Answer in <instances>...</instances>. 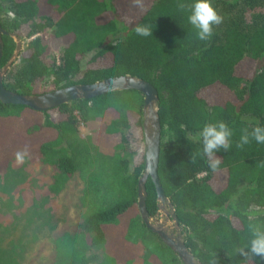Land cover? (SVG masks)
I'll return each mask as SVG.
<instances>
[{"label":"trees","instance_id":"trees-1","mask_svg":"<svg viewBox=\"0 0 264 264\" xmlns=\"http://www.w3.org/2000/svg\"><path fill=\"white\" fill-rule=\"evenodd\" d=\"M193 2L143 0L141 9L132 0H0V25L22 43L2 84L41 94L122 74L151 83L160 122L157 175L185 246L203 264L213 258L259 264L236 249L248 244L249 224L264 228V144L236 143L242 129L264 126V0H211L223 23L213 26L210 41L197 39L189 11L178 8ZM138 24H147L152 36L136 35ZM13 48V39L2 35L0 66ZM141 107L142 94L132 89L45 110L0 102V174L27 145L28 162L53 167L48 194L74 177L80 184V220L74 230L48 236L49 264H182L139 216ZM218 121L231 128L232 147L216 152L221 163L212 171L199 155L197 134ZM145 192L153 217L149 177ZM26 217L31 233L26 240L2 239L0 264H21L43 232L33 215Z\"/></svg>","mask_w":264,"mask_h":264},{"label":"water","instance_id":"water-1","mask_svg":"<svg viewBox=\"0 0 264 264\" xmlns=\"http://www.w3.org/2000/svg\"><path fill=\"white\" fill-rule=\"evenodd\" d=\"M2 35L10 36L14 41V48L0 66V102L4 104L26 105L35 110H45L74 99H88L110 91L132 89L142 94V134L144 164L137 179V208L145 227L155 233L168 246L182 264H203L196 259L185 246L181 233L182 225L174 213L173 206L165 196L157 175V164L160 142V122L158 117L157 91L151 83L130 74L109 76L100 80L81 84L75 83L55 88L41 94H19L5 88L2 78L11 63L16 59L21 49V39L14 33L6 31L0 25V57L2 51ZM149 177L156 198V212H160L164 219L152 218L145 208V182ZM167 220L171 223L168 225Z\"/></svg>","mask_w":264,"mask_h":264},{"label":"rangeland","instance_id":"rangeland-1","mask_svg":"<svg viewBox=\"0 0 264 264\" xmlns=\"http://www.w3.org/2000/svg\"><path fill=\"white\" fill-rule=\"evenodd\" d=\"M52 55L57 57V52ZM80 131L84 132L82 126ZM52 171L53 167L49 165L31 163L26 159L18 165L14 157L7 171L0 174V244L2 239L3 243L10 238L26 240L31 233V223H26L27 214L33 215L35 223L42 224L43 232H49L48 235L42 231L36 233L37 240L28 244L21 264H49L48 236L72 231L80 220L77 178L71 179L60 192L50 195L48 183ZM170 223L168 220L167 224Z\"/></svg>","mask_w":264,"mask_h":264},{"label":"clouds","instance_id":"clouds-1","mask_svg":"<svg viewBox=\"0 0 264 264\" xmlns=\"http://www.w3.org/2000/svg\"><path fill=\"white\" fill-rule=\"evenodd\" d=\"M133 5L143 9V0H132ZM180 10H188V22L195 30L197 39L201 41H210L213 35V26H219L223 23V16L220 15L212 6L211 0H194L191 5L183 3L178 4ZM138 36H152V29L147 24H138L133 29ZM233 132L231 128L223 121L205 124L202 130L197 134V138L202 143V152L199 155L206 158V163L212 171H216L221 163V158L216 152L223 149L229 151L232 147L231 137ZM254 140L258 144H264V126L259 123L249 131L248 128L241 130L237 148H243ZM28 146L15 154L16 163L23 164L28 155ZM196 156L191 155V163H195ZM251 238L246 246L239 247L236 252L245 261L258 259L259 264H264V228L257 224H249ZM211 264H217L213 258Z\"/></svg>","mask_w":264,"mask_h":264},{"label":"flooded vegetation","instance_id":"flooded-vegetation-1","mask_svg":"<svg viewBox=\"0 0 264 264\" xmlns=\"http://www.w3.org/2000/svg\"><path fill=\"white\" fill-rule=\"evenodd\" d=\"M154 217H158V218H161V219H164V217H163V215H160V212H156L155 214H154ZM168 221V220H167Z\"/></svg>","mask_w":264,"mask_h":264}]
</instances>
